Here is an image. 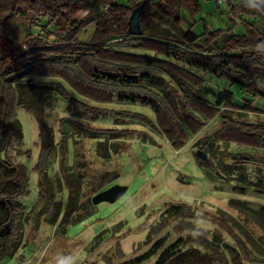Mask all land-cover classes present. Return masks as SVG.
<instances>
[{
	"label": "trees",
	"instance_id": "obj_1",
	"mask_svg": "<svg viewBox=\"0 0 264 264\" xmlns=\"http://www.w3.org/2000/svg\"><path fill=\"white\" fill-rule=\"evenodd\" d=\"M77 1L0 0V151L22 137L17 110L31 114L40 142L33 169L38 172L41 185L35 202L25 212L16 203L27 192L25 169L21 163L0 158V264L5 257L13 256L21 240V236L14 238V226L5 228L9 220L21 224L34 213L37 218L47 215L52 224L59 220L63 225L79 201L80 184L74 174L70 173L66 179L69 192L65 204L56 199L48 176L56 143L45 106L50 105L53 97L60 96L69 103L75 115V119L63 120L60 139L63 147L67 141L64 123L92 138L118 139L130 134L126 130L95 129L80 122L90 115H111L144 124L161 134L175 151L220 116V128L213 134L215 140L264 150V124L238 121L222 111H250L258 99L264 100V27L257 23L260 18L264 24V0H226L234 15L247 14L257 19L250 23L242 21V32L225 33L211 30L205 24L201 32L195 30L197 23L193 17L200 9V0H178L188 16L174 12L171 0H132L128 5L114 0H92L90 11H96L95 16L89 15L80 22L73 20ZM101 1L107 7L99 12ZM140 5L143 6L140 33L133 34L129 19ZM13 16L25 18L30 25H38L45 18L51 27L38 25L36 35L16 40L7 27ZM93 24L92 36L82 40L80 34ZM223 37L225 45L219 46ZM126 48L140 52L122 50ZM213 81H222L224 88L213 89L210 84ZM237 96L243 100L242 106L235 103ZM114 103L144 107L152 112L153 118L139 111L102 107ZM99 146L102 157L108 158L107 141H100ZM232 155L237 167L257 165L250 155ZM197 160L210 164L208 160L198 157ZM182 208L183 205H175L172 209L175 215H187ZM250 211L264 231V207ZM241 230L254 247L256 242L251 234ZM191 239L210 249L214 257L220 255L219 248L207 240L193 236ZM188 242L183 239L168 246L155 264H168L183 252ZM159 243L124 264L143 263L153 256ZM226 249L231 264H242L238 246L227 245Z\"/></svg>",
	"mask_w": 264,
	"mask_h": 264
},
{
	"label": "rangeland",
	"instance_id": "obj_2",
	"mask_svg": "<svg viewBox=\"0 0 264 264\" xmlns=\"http://www.w3.org/2000/svg\"><path fill=\"white\" fill-rule=\"evenodd\" d=\"M90 1L78 0L74 4L73 20L80 22L89 15L95 16L96 11H90ZM114 1L128 5L132 0ZM105 3L101 1L99 12L107 7ZM171 5L174 12L188 16L178 0H171ZM193 19L198 32L205 24L211 30L220 29L225 33L242 32V21L250 23L257 18L234 15L227 1L217 5L213 0H200V9ZM257 23L264 27L260 18ZM38 25L51 27L45 18H41ZM38 25H30L20 16H13L7 22L13 38L20 41L30 38L29 34L36 35ZM93 33L94 24L88 26L80 38L88 40ZM225 40V37L220 38L219 46H224ZM210 84L213 89L223 87L222 81ZM234 101L240 106L244 104L239 96L234 97ZM49 104L45 111L49 114L56 152L48 176L56 199L65 204L69 192L66 179L70 173L74 174L80 184L79 201L63 225L59 220L52 224L47 215L37 218L34 213L29 215V221L21 224L10 220L14 238L21 236V240L13 256L5 257L1 264H124L146 253L159 241L153 256L141 263L155 264L162 251L183 239L189 241L182 248L184 255L179 254L168 264H210L209 261L231 264L227 245L239 247L242 264H264V231L250 211L264 207V150L215 140L213 134L220 128V116L175 151L161 134L144 124L111 115H90L80 122L95 129L126 130L130 134L118 139L92 138L64 123L67 141L63 147L60 141L63 120L75 119V115L70 104L60 96L51 98ZM102 107L139 111L153 118L149 109L133 104L114 103ZM252 108L250 111H222L238 121L264 124V100L258 99ZM17 116L22 137L2 151L5 160L21 163L27 174V192L16 202L26 212L41 189L38 172L33 169L40 142L35 118L23 109L17 110ZM104 140L110 153L108 158L101 155L99 142ZM198 150L206 154L203 161L208 160L209 165L198 162ZM232 154L250 155L257 165L237 167ZM112 185L126 186V191L114 203H92L97 192ZM175 205H183L182 212L187 215H175L172 209ZM241 229L254 238V247ZM191 236L207 240L219 248L220 255L214 257L210 249Z\"/></svg>",
	"mask_w": 264,
	"mask_h": 264
},
{
	"label": "water",
	"instance_id": "obj_3",
	"mask_svg": "<svg viewBox=\"0 0 264 264\" xmlns=\"http://www.w3.org/2000/svg\"><path fill=\"white\" fill-rule=\"evenodd\" d=\"M142 5L138 6L131 14L129 19V29L133 34H139V16L142 12ZM196 156L201 160L206 159V154L198 150L196 151ZM0 158L2 161L5 160L4 158V151L1 152ZM126 191V186L122 185H112L102 191L97 192L91 199L93 204H98L100 202H108L114 203L118 200ZM5 228H10V220L4 225Z\"/></svg>",
	"mask_w": 264,
	"mask_h": 264
},
{
	"label": "built area",
	"instance_id": "obj_4",
	"mask_svg": "<svg viewBox=\"0 0 264 264\" xmlns=\"http://www.w3.org/2000/svg\"><path fill=\"white\" fill-rule=\"evenodd\" d=\"M204 1H207V0H204ZM213 1L217 4H222V3L226 2V0H213Z\"/></svg>",
	"mask_w": 264,
	"mask_h": 264
}]
</instances>
